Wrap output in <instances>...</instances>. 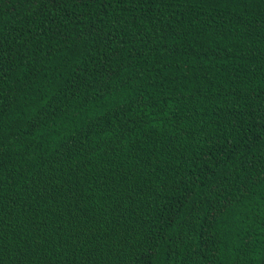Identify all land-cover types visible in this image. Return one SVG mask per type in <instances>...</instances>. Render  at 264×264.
Returning a JSON list of instances; mask_svg holds the SVG:
<instances>
[{
  "label": "trees",
  "instance_id": "obj_1",
  "mask_svg": "<svg viewBox=\"0 0 264 264\" xmlns=\"http://www.w3.org/2000/svg\"><path fill=\"white\" fill-rule=\"evenodd\" d=\"M0 264H264V0H0Z\"/></svg>",
  "mask_w": 264,
  "mask_h": 264
}]
</instances>
